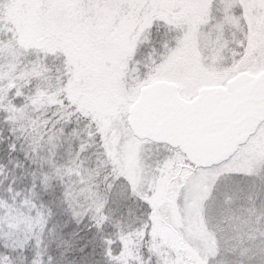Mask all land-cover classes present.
Wrapping results in <instances>:
<instances>
[{"label": "snow or ice", "instance_id": "snow-or-ice-1", "mask_svg": "<svg viewBox=\"0 0 264 264\" xmlns=\"http://www.w3.org/2000/svg\"><path fill=\"white\" fill-rule=\"evenodd\" d=\"M0 264H264V0H0Z\"/></svg>", "mask_w": 264, "mask_h": 264}]
</instances>
